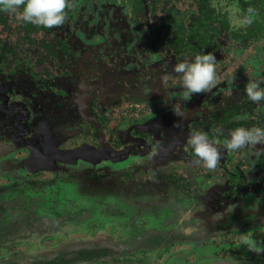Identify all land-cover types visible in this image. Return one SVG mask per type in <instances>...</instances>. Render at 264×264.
<instances>
[{
	"label": "rangeland",
	"instance_id": "rangeland-1",
	"mask_svg": "<svg viewBox=\"0 0 264 264\" xmlns=\"http://www.w3.org/2000/svg\"><path fill=\"white\" fill-rule=\"evenodd\" d=\"M176 2L168 27L179 25L186 6L199 9L191 14L195 19H201L203 2L211 16L228 12L231 38L224 31L221 45L230 51H218L227 55L216 60L217 83L210 90L184 98L173 67L202 49L184 54L165 40L147 46L145 29L155 28V19H150L153 24L144 17L134 20L139 12L133 16L131 0H69L65 22L45 29L49 31L39 38L27 34L26 27L33 23L17 19L20 8L8 10L0 18V80H29L22 81L24 89L38 80H125L118 107L113 100L106 102L109 135L110 125L125 128L162 110L166 126L181 122L186 137L204 130L216 142H223L237 126L264 124V101L253 102L245 92L250 78L264 80V0ZM249 7L255 9L251 23L245 20ZM167 9L163 6L159 12ZM102 12L108 16L102 18ZM115 13L123 19L118 33H127L109 48L92 25L109 28L108 17ZM82 28L84 34L74 31ZM246 44L251 46L245 52ZM73 114L75 126L59 131L67 137L63 144L78 143L89 134L76 109ZM8 122L1 113L0 144L9 140ZM259 146L264 149L256 145L232 150L230 160L218 161L214 169L200 159L192 166L186 158L189 168L170 169L160 160L138 169L79 160L32 172L26 163L28 149L0 156V264H264V156L257 158ZM147 178L155 179L147 186L141 183Z\"/></svg>",
	"mask_w": 264,
	"mask_h": 264
},
{
	"label": "flooded vegetation",
	"instance_id": "flooded-vegetation-1",
	"mask_svg": "<svg viewBox=\"0 0 264 264\" xmlns=\"http://www.w3.org/2000/svg\"><path fill=\"white\" fill-rule=\"evenodd\" d=\"M176 1L177 0H131L133 3V16L134 12H139L140 14L137 13L134 20L140 17H144L145 20L155 19L156 31L155 28H153L154 25L150 29H145L149 36L148 40H143L146 41L145 44L150 48H154L156 42L158 45V43L162 44L163 40L166 42L171 41L177 52L178 50L184 51L185 54L186 51L190 52L188 49L194 48L192 52H198L202 49L203 52H214L217 60L220 58L219 61H221L222 58L226 59L224 56H226L230 50L228 47L221 45V35L226 31L229 38H231L228 30L230 21H228L229 19L226 14L228 12L226 11V15L213 13V16H211L206 10L208 4L203 2L205 3V10L201 7V19H195L191 17V14H193V12L199 13V9L195 11V9L186 6L183 8L185 14H183L180 21H178L179 25L168 27V24L171 22L167 17L172 9H175L172 5L175 3L177 4ZM163 6H165V8L168 7L167 11L164 13L159 12ZM7 11L8 10L1 7L0 18ZM207 13L209 15L208 17ZM100 16L105 18L108 14L102 12ZM108 18V24H110L109 28L102 27V25L99 24L97 26L92 25V31L97 33L101 32V36L106 38V46L111 48L114 41H116L114 39H117L118 42L121 41L122 38L120 35L123 33L126 34L127 32L122 31L121 34L118 33V29H120L119 27L121 25L120 22L123 20L118 13L110 14ZM220 21L224 22V27H222L223 25ZM149 23L153 24L151 20ZM201 25L202 27L194 30L196 26ZM133 27L137 28L138 26L135 24ZM139 27L140 31L145 32L144 27H141V25ZM45 29L49 28L37 24L26 27L28 35H35L38 38L41 32L46 33V31H49ZM84 29L85 28L74 31L84 34ZM50 31H52V29ZM157 31L158 33H156ZM131 32H134V30H131ZM161 32L163 33L162 39L160 37L161 34L159 35ZM193 33L196 34L194 35ZM127 36L131 41L133 40L132 33H128ZM90 37L94 39V35ZM97 41L98 40H95V42ZM118 42H116V44ZM116 46L120 47L118 44ZM249 46L251 45L246 44V46H243L242 51H248ZM75 48H78L77 44ZM183 48H185V50ZM220 49L226 50L227 54H218ZM4 54H6V52H4ZM111 55L113 59L116 58V52ZM118 61L120 62L121 60ZM113 69H111V72L108 74L112 73ZM104 70H106V67ZM98 74H103V71H99ZM223 75V73L220 74V77L225 76ZM22 81L30 82L29 80H0V114L2 113L3 118L7 122L9 121L8 124L4 123L8 125V131L6 130V133L7 139L9 140H7V143L4 142L3 144L14 146L17 140L20 144V147L17 149H28L30 152L29 155L32 153V145L46 152V145L48 143L47 133H52L56 136L57 145L61 149H73L82 145L93 146L97 149H106V151L104 150L106 156H102L103 159L100 161L79 158L73 164L79 162V160H83L87 164L92 165L95 163L112 161L118 164L122 163V166L127 165L130 167L132 166L134 169H138L142 164H147L146 162L152 165L153 161L160 160L164 163L163 167H169L170 169L172 167L175 169L178 165H183V167H187L188 165L189 168L190 165L185 162L187 161L186 158H188L190 162H193L190 163L192 166L196 165L199 161H195L199 158L195 155L192 147L188 143L190 136L186 137L185 133H182L184 127L183 123H177L172 127L166 126L167 119L165 116L167 115L164 116L165 110H162L161 114L158 116L151 114L141 123L131 122L127 127L125 126V128L118 127V125L115 127L110 125L109 128L113 129L112 133L110 135L107 133L108 128H106V125L109 124V119L106 115L108 111L106 102H111V100H113L115 103L113 105L114 108L118 107L117 101H119V92H121L125 80H38V83L35 81V83L27 89L23 88ZM102 84L104 88L101 87ZM105 90H107L108 93H104ZM103 95L107 98H104ZM72 96L75 99H72ZM74 109H76L80 120L84 121V125L86 126L84 131L87 132L89 130V134H84L85 137L78 143L63 144L64 137L59 134V131L65 129L69 132V130L75 126L73 124L77 116L73 114ZM90 126L95 128V130L91 129ZM216 143L221 151L219 162L221 164L226 163L230 160L229 157L232 155V150L225 147L224 141ZM257 150H260V146ZM5 155L7 154L0 156ZM55 161L56 163L54 165L62 163L58 158ZM163 167L159 169H164ZM119 175L120 173H118L117 176ZM154 179L147 178L141 181V183L148 186L151 185ZM171 184L174 186V183ZM163 185L166 186L168 183L165 182ZM229 186H231V184ZM247 187H249L248 184L244 187L243 191H245ZM229 189L233 188L230 187ZM207 198H209L208 202L209 200L213 202V198L211 199L210 196ZM228 204L229 203H226L225 207Z\"/></svg>",
	"mask_w": 264,
	"mask_h": 264
},
{
	"label": "clouds",
	"instance_id": "clouds-1",
	"mask_svg": "<svg viewBox=\"0 0 264 264\" xmlns=\"http://www.w3.org/2000/svg\"><path fill=\"white\" fill-rule=\"evenodd\" d=\"M70 6L69 0H0V7L5 10L15 11L20 8L17 13L19 21L48 28L62 25L66 19V8ZM254 13L255 9L249 7L245 17L247 23L253 21ZM216 60L214 52L206 51L191 58L182 59L174 65L173 71L180 75L181 84L185 89L184 98L215 87L217 83ZM245 92L253 102L264 101V80L250 78L245 84ZM174 111L179 116L183 115L176 107ZM188 143L208 169L216 167L221 158V151L216 141L211 139L206 131H193ZM224 144L227 149L234 151L243 150L248 146L264 145V124L237 126L230 130ZM256 156L257 158L264 156V149L258 150Z\"/></svg>",
	"mask_w": 264,
	"mask_h": 264
},
{
	"label": "water",
	"instance_id": "water-1",
	"mask_svg": "<svg viewBox=\"0 0 264 264\" xmlns=\"http://www.w3.org/2000/svg\"><path fill=\"white\" fill-rule=\"evenodd\" d=\"M48 143L46 145V152L41 148L32 147V153L27 158V166L33 172L41 169H53L55 168L56 159L58 158L62 162L74 163L79 158L100 161L103 159L102 156H106L104 153L106 149H97L93 146L82 145L73 149H61L57 145V138L52 133H47ZM17 145V146H16ZM16 145L12 146L9 144L0 145V155L8 154L15 151L20 147L19 142L16 140ZM105 150V151H104ZM104 153V154H103Z\"/></svg>",
	"mask_w": 264,
	"mask_h": 264
},
{
	"label": "trees",
	"instance_id": "trees-1",
	"mask_svg": "<svg viewBox=\"0 0 264 264\" xmlns=\"http://www.w3.org/2000/svg\"><path fill=\"white\" fill-rule=\"evenodd\" d=\"M0 8H1V7H0ZM220 23H222V25H223L222 27H224V26H225L223 21H220Z\"/></svg>",
	"mask_w": 264,
	"mask_h": 264
}]
</instances>
